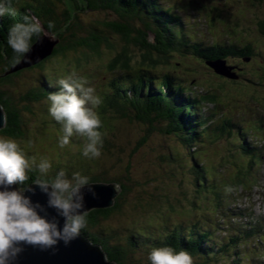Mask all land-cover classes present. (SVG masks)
I'll return each mask as SVG.
<instances>
[{"label":"rangeland","instance_id":"374dc122","mask_svg":"<svg viewBox=\"0 0 264 264\" xmlns=\"http://www.w3.org/2000/svg\"><path fill=\"white\" fill-rule=\"evenodd\" d=\"M4 1L7 0H0V8L6 9V13L14 12L24 2H35L16 0L13 11H10V6ZM152 1L161 7L176 8L174 12L181 15L186 35L189 34L204 44L228 43L239 47L250 45L253 48L252 59L248 61L250 63L240 56L227 58L228 63L233 65L239 61L238 59L240 63L246 65L243 76L241 78L239 76L240 81H233L218 75L214 69L206 65L205 59L201 56L198 58L197 55L188 53L183 56L173 54L167 58L151 52L153 59L144 58L147 51L130 44L128 55L130 63H135L134 67L144 63L154 77L170 73L176 84L190 85V80H194L191 86L197 83L199 85L189 88L194 94L214 95V102L201 105L204 116L208 117L206 119L208 127L203 131L205 135L198 138L197 145L192 149L181 142L175 131L171 134L159 131L160 128L166 127L162 120L153 122L156 125L155 130L148 134L149 138L146 141L139 144V139L147 133V124L135 123L133 119L118 114L115 110L103 109L105 96L112 95L115 90L113 80L128 82L130 77V72L126 69L115 71L108 66L115 55L123 54L121 51L126 45L121 33L114 32L104 25L106 21L126 22L117 10L89 9L78 13L79 22L83 26L79 35L91 37L90 26L97 25V30L93 33L104 37L98 53L85 47L68 50L65 55L51 56L43 67L25 69L21 76L15 78V85L7 87L12 93L15 91L16 98H19L31 88L45 86L47 82L57 87L58 78L76 72L102 97V103L96 109L98 117L101 123L106 122L105 130L118 134L114 143L124 145L125 149L113 154V159L110 152L108 153L111 158L105 157L102 160L99 156L96 158L97 165L102 169L103 165L106 167L109 163L108 179L122 178L132 190L125 197L126 208L121 216L105 223L104 232L101 234L109 237L111 243H126L133 237L136 246L133 247L134 251L130 250V257L134 258L136 264H146V255L150 248L160 246L159 240L176 228L182 227L186 231L195 223L203 226L224 225L223 220L229 221L235 213L243 215L245 222L264 217V82L260 84L261 78L264 77V32L260 26L264 21V0ZM56 3L58 11H62L64 3L59 1ZM182 7L184 13L177 12V9L180 10ZM134 22L142 25L137 18ZM149 38L152 40V36ZM55 39L58 37L55 36ZM142 60L144 62H140ZM235 66L237 67L233 70L236 72L243 69ZM157 81H163V78ZM169 88L170 86L166 90ZM27 104L30 110L23 112V115L26 120L25 127L29 130L26 136L30 137L31 142L25 146L24 141L18 142L21 148H25L24 151L29 157L47 158L52 165L50 175L58 171V166L65 169L63 162L71 170L74 169L71 154L81 155L82 139L73 137L68 146L59 148L57 136L60 133V125L48 116L46 97ZM129 111L127 109V112ZM210 115L215 118L214 122ZM222 124L232 126V132L236 133L232 139L225 132L219 131L221 129H218L217 125ZM101 133L104 137V130ZM241 137H245L249 144L254 143L258 146V161L252 170V184L248 182V171L244 167L232 164L237 159V153L232 154V151L237 148ZM114 150L115 147L112 153ZM192 154L197 157L198 163L203 162L209 178L228 186L222 193L226 197L222 207L212 205L214 193L209 191L211 188L207 193H199V189L192 184L193 173L192 175L190 173V166L194 162ZM82 162L88 161L83 157ZM130 171L131 181H128L125 178ZM89 172L100 173L93 167H90ZM203 187H206V184ZM240 191L248 198H242L243 195L238 193ZM232 223L238 225L236 217ZM222 230H218L216 235L227 236L232 233L221 232ZM246 255H249V260H242L240 264H264V240L258 243L257 247L247 249ZM212 261L215 264H228L220 257ZM196 262L197 259L192 258V264Z\"/></svg>","mask_w":264,"mask_h":264},{"label":"trees","instance_id":"16d2710c","mask_svg":"<svg viewBox=\"0 0 264 264\" xmlns=\"http://www.w3.org/2000/svg\"><path fill=\"white\" fill-rule=\"evenodd\" d=\"M57 1L64 3L62 11H58ZM4 3L10 6V11H13L16 0H7ZM188 6L190 8V5ZM89 9L117 10L121 13V18L126 20L125 23L117 21L104 22V25L110 30L121 33L126 42L121 51L123 54L118 53L115 55L108 66L115 71L126 69L130 72V77L128 82L125 80H113L112 85H114L115 90L112 95L108 94L105 96L103 109L109 108L112 111L115 110L116 113L133 119L135 123L147 124V133L139 139V144L142 141H146L149 138L148 134L155 130L153 122L162 120L165 122L166 127L160 128L159 131L166 134H171L175 131L182 143L190 146L191 149L196 146L198 138L205 135L203 131L208 127L206 122L208 117L204 116L201 105L206 102H214V95L211 93L194 94L189 89L198 85L197 83L191 86L194 80H190V85L184 83L176 84V80L170 73L154 77L148 72L150 70L144 63L138 67H134L135 63H130V56L128 55L130 44H135L145 49L147 53L144 58L150 59H153L151 52L167 58L173 54L183 56L188 53L197 55L198 58L201 56L203 59L228 58L230 56L245 57L254 53L253 48L249 46L239 47L234 44L229 45L228 43L225 45L204 44L200 40L192 38L189 34L186 35L181 15L174 12L176 8L161 7L152 0H35L34 3L24 2L20 4L17 10L10 12V14L5 12L0 17V104L6 112V124L0 129V135L13 137L18 142L24 141V146L31 142L30 137L26 136L29 130L25 127L26 120L23 115V112L30 110L27 102L40 101L48 93L58 91L60 87H53L47 82L45 86L31 88L26 93L20 95L19 98H16L15 91L12 93L7 89V87L14 86L16 83L14 82L15 78L21 76L25 69H27L7 73L17 64L13 63V53L6 44L8 27L12 23L17 22L21 16L31 14L39 18L45 26L47 21H51L54 24L53 32L60 39V42L51 56L65 55L68 50L85 47L98 53L103 45L104 37L93 33L97 30V25L90 26L91 37H85L83 34L79 35L83 26L79 22L78 13ZM177 12L184 13V7L180 10L177 9ZM136 18L141 21L142 25L135 24L134 19ZM260 26L264 32V21L261 22ZM149 36H152V40ZM48 58L35 66L28 67V69L43 67ZM238 60L236 63H240V59ZM140 62H144V60ZM241 64L245 69L246 65L244 63ZM218 75L229 78L222 74ZM159 78H163V81L158 82L157 79ZM229 79L240 81V78ZM262 81L264 82V77L261 78L260 84ZM169 86V90H166ZM21 103L24 104L21 105ZM127 109L131 112H127ZM210 118H212L213 122L215 121L212 115H210ZM106 127V122H102L100 131L104 130L105 133L103 134L104 137H102L103 146L100 155L102 160L105 157L111 158L110 154H112L111 159H113V154H118L119 151L122 152L125 149L124 145L114 143L115 139L118 138V134L115 131L105 130ZM217 128L221 129L219 130L220 132L228 134L231 139L236 134L232 132V126L230 125H217ZM114 147L115 150L112 153ZM257 151L258 146L254 143L249 144L245 140V137H241L237 148L232 151V154L237 153V159L232 164L244 167L248 171V182L251 184L253 183L251 179L252 170L258 161ZM192 156L194 158V162L190 166L191 175L193 173L192 184L199 189V193H207L211 188L209 191L214 193L212 205H218V208L222 207L226 199L222 193L228 186H223L222 182H214V178H209L205 172L206 168L203 162L198 163L197 157L193 154ZM71 157L74 169L71 170L63 162L65 166L63 170L66 174L70 175L74 171H79L82 174L88 175L92 182L105 181L116 183L120 187V192L115 198L113 205L93 208L86 212V228L82 229L80 234L92 242L93 245L101 246L107 254L108 260L114 261L117 264H128L127 260L130 258L129 264H136L133 261L134 258L130 257V250L132 251L133 247L136 246V241L133 237H130L129 242L126 243H111L109 242V237L101 234L104 232L103 225L105 223L109 222L112 218L121 216L120 214L126 208V204L124 205L125 197L131 192V186L119 177L108 179L107 166L109 163L106 167L103 165V168L100 169L96 159L91 160L86 158L88 162L84 163L82 162L83 156L81 155L71 154ZM32 158L38 160V158ZM61 167L58 166V170L62 169ZM90 167L99 170L100 173L90 174ZM130 173L131 171L125 178L128 181H131ZM36 175L35 172L29 173L30 179L28 184L33 183L32 179H35ZM205 184L206 187H203ZM16 185L23 187L20 183H16ZM238 193L243 195L242 198H248L243 191ZM217 198L219 202L216 201ZM143 209L145 210V206ZM235 217L238 225L232 223ZM223 223L224 225L207 224L206 226L195 223L186 231L182 227L176 228L162 240H159L158 245L170 246L177 250H186L192 258L197 259L195 264H215L212 260L218 257L223 258V261H227L228 264H240L242 260H249V255H246L247 249L257 247L258 243L260 244L264 240V217L259 218V220L255 219L245 222L243 215L235 213L229 221L224 219ZM221 228L224 229L222 230ZM218 230H222L221 232L232 231V233L227 234V236L216 235ZM253 237H256L254 241L251 240Z\"/></svg>","mask_w":264,"mask_h":264},{"label":"clouds","instance_id":"9594fccd","mask_svg":"<svg viewBox=\"0 0 264 264\" xmlns=\"http://www.w3.org/2000/svg\"><path fill=\"white\" fill-rule=\"evenodd\" d=\"M7 10L0 8V15ZM10 14V13H9ZM54 24H42L39 18L25 14L8 27L6 44L13 53V63L21 60L28 63L27 55L32 45L42 35L55 39ZM213 69V68H212ZM59 90L46 96L47 114L60 125L57 145L64 148L73 137L82 139L81 156L96 159L103 146L101 121L96 109L102 97L81 75L71 72L58 78ZM51 162L47 158L29 157L13 137L0 135V264H10L21 250L19 242L50 247L58 240L67 244L86 228V211L83 208L82 188L95 195L93 182L86 174L74 171L70 175L63 169L50 175ZM35 172L32 182L47 194V206L54 208L64 217L63 227H57L56 220L41 215L44 206L33 203L25 191H30L29 173ZM20 183L19 190H9V185ZM146 264H192V257L184 249L170 246L150 248Z\"/></svg>","mask_w":264,"mask_h":264},{"label":"water","instance_id":"95a60500","mask_svg":"<svg viewBox=\"0 0 264 264\" xmlns=\"http://www.w3.org/2000/svg\"><path fill=\"white\" fill-rule=\"evenodd\" d=\"M60 39H50L42 35L32 45L30 52L27 54L31 57L30 62L23 60L13 66L7 73L15 72L27 67L39 64L44 59L53 55ZM247 60L248 59H245ZM206 63L214 69L218 74L225 75L229 78H239V74L234 71L237 66H231L225 58L206 60ZM6 124V112L0 104V129ZM9 190H19L14 184L9 185ZM30 191H25V195L29 196L33 203H39L44 206L41 215H45L48 219H55L57 227L62 228L64 217L60 216L54 208L47 206V194L42 192L35 183L28 185ZM92 187L95 195L87 190V186L81 189L83 193V208L81 211H89L93 208L109 207L114 204L115 198L120 192V187L116 183L93 182ZM20 251L10 260V264H117L108 260L107 254L99 245H93L81 234L71 239L67 244L62 240H58L55 245L50 247H42L40 245L25 244L19 242Z\"/></svg>","mask_w":264,"mask_h":264},{"label":"flooded vegetation","instance_id":"af4514ba","mask_svg":"<svg viewBox=\"0 0 264 264\" xmlns=\"http://www.w3.org/2000/svg\"><path fill=\"white\" fill-rule=\"evenodd\" d=\"M231 64V63H229ZM233 64V63H232ZM235 65H238L240 68H243L242 70H237V72L239 73L240 78L243 76L244 73V66L241 63H236Z\"/></svg>","mask_w":264,"mask_h":264},{"label":"bare ground","instance_id":"6f19581e","mask_svg":"<svg viewBox=\"0 0 264 264\" xmlns=\"http://www.w3.org/2000/svg\"><path fill=\"white\" fill-rule=\"evenodd\" d=\"M244 58H245V59H248V61H249L250 59H252V58H251V55H249V56H245ZM245 61H247V60H245ZM229 65H233V64H229ZM233 66H235V65H233Z\"/></svg>","mask_w":264,"mask_h":264}]
</instances>
